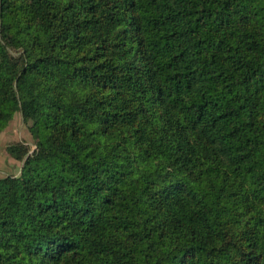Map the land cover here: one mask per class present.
Returning <instances> with one entry per match:
<instances>
[{
	"label": "trees",
	"instance_id": "obj_1",
	"mask_svg": "<svg viewBox=\"0 0 264 264\" xmlns=\"http://www.w3.org/2000/svg\"><path fill=\"white\" fill-rule=\"evenodd\" d=\"M0 264H264V0H0Z\"/></svg>",
	"mask_w": 264,
	"mask_h": 264
},
{
	"label": "rangeland",
	"instance_id": "obj_2",
	"mask_svg": "<svg viewBox=\"0 0 264 264\" xmlns=\"http://www.w3.org/2000/svg\"><path fill=\"white\" fill-rule=\"evenodd\" d=\"M30 124L27 123L20 112L16 113L7 128L0 136V179L6 177H17L22 172L24 161L14 159L8 152L11 145L21 143L29 148V154L36 149V142L29 131Z\"/></svg>",
	"mask_w": 264,
	"mask_h": 264
}]
</instances>
